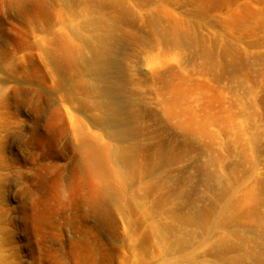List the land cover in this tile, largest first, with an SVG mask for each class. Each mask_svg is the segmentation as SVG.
I'll return each mask as SVG.
<instances>
[{"label":"rangeland","instance_id":"1","mask_svg":"<svg viewBox=\"0 0 264 264\" xmlns=\"http://www.w3.org/2000/svg\"><path fill=\"white\" fill-rule=\"evenodd\" d=\"M39 1L0 0V264L258 262L264 0H124L131 21L117 0ZM97 18L118 43L109 101L45 55L55 38L86 55ZM79 99L119 106L125 126L98 129ZM82 131L106 150L112 197Z\"/></svg>","mask_w":264,"mask_h":264},{"label":"bare ground","instance_id":"2","mask_svg":"<svg viewBox=\"0 0 264 264\" xmlns=\"http://www.w3.org/2000/svg\"><path fill=\"white\" fill-rule=\"evenodd\" d=\"M89 1H90V3L94 2V0H89ZM76 2H74V3L76 4ZM27 3L31 4L33 6H36L38 3H41V1H39V0H9L10 8L12 7L18 13H23L24 6ZM70 3H72V1ZM78 3L81 4V2H78ZM116 4L122 12L121 17L119 16L120 12L118 14V16L120 17L119 19L122 21H127V20L131 21L130 19L132 16H131V13H129L130 11L127 8H125L124 0H117ZM81 5L84 8L85 4H81ZM85 11H86V9H85ZM89 13H91V12L89 11ZM90 16H92V15H90ZM94 19H96V17ZM97 19H98V21L96 20L97 26H98V28H101L100 31L102 32V34L98 35L96 37L94 34L93 38L92 37L90 39L88 38V40L85 39V38H87V36H85V38L82 37L83 39H81L83 44H84L85 49L87 50L86 55L84 54L82 49H76L73 47L71 48L70 46L65 44L62 40H59L56 38L51 40L50 47L47 50L45 55L47 57L46 59H47L48 63H50L49 65L50 66L52 65L56 69V72H58L61 75L60 77L62 79L63 85L64 84H69V85L73 84L74 86L72 88H75V89L76 88L86 89V90L88 88L99 89L101 91V97L102 98L107 97V100L108 99L113 100L121 94V88L119 86H117V84H116L117 83L116 82V80H117L116 75L118 76V74L114 73L115 71L111 72V71H113L111 69L113 68V63L115 62L114 61L115 58L113 57V55H111L112 50L110 52V49L114 46H115L114 49L117 48L116 47L117 41H116V39L112 38L113 37L112 35H110L108 32H106L104 30V27L102 25L99 26L98 22H100V21H99V18H97ZM90 21H91V18H90ZM92 25H93V23H92ZM95 25L96 24H94L93 28H96ZM85 28H87L86 25H85ZM105 29H107V27ZM79 32L80 31H78V32L76 31V33H79ZM103 32L104 33L106 32V33L103 34ZM80 34H82V33H80ZM90 34H91V32H90ZM223 50H224V48H222V52H224ZM225 51H228V49L225 48ZM214 57L216 58V56H214ZM211 59H212V57H211ZM115 65L116 64H114V66ZM116 68H118V67H116ZM117 70H119V69H117ZM110 74H112L113 76ZM109 76H111L114 80V84L112 85L114 87H111L105 80ZM114 76H115V78H114ZM76 102L79 105H81L83 112H86V113L89 112L90 113V114H88V115H90V121L93 122V124L96 127H98V129L103 128V127L104 128L105 127H118V126L122 127V126H125V124H126L124 120H119L116 117V114L118 113V110H119V106H117V105H115V106L111 105L109 102H107L103 99H102L101 103L99 104L98 108H95V107L90 108L89 105L86 103V101L82 100V99H79ZM127 108L130 109V106L129 107L127 106ZM100 109H102V111L107 110V113L106 114H102L103 112L100 113L101 112V111H99ZM112 114H113V116H112ZM79 133H80L79 136L82 140L81 142L84 143L83 145L88 144V145H86V147L88 146L90 149L89 150L90 151L89 157L86 160H87L88 165H93L92 166L93 168L91 170H95L94 169L95 167H99V168L103 169L102 171H100L101 172L100 174L98 173L99 175L102 176V177L101 176L100 177L103 180H105V182H103L100 186V189H99L100 193L105 195L106 197H112L114 194V191H113L112 187L110 186V184L108 183V181H109L108 178L110 175H109L107 167L105 165L104 155L106 153L105 152L106 150L99 144V141L95 137L89 136L83 131L79 132ZM74 134H76V133H74ZM79 136H77V137H79ZM94 172H99V171L97 169V171L95 170ZM103 172H105V174ZM126 213L129 214L127 211H126ZM130 214H131V212H130ZM130 214H129V216H130ZM254 218H255V216H254ZM255 222L256 223L258 222V218H257V221H255ZM253 225H255V224H253ZM263 238H264V234H263ZM263 241H264V239H263ZM247 247H249V246H247ZM263 247H264V244H263ZM245 251H247V250H245ZM260 254L262 255V253H260ZM260 254H259V256H260ZM248 255L249 254H247V257H248ZM245 256H246V254H245ZM259 256H257V257H259ZM251 257H253V256L251 255ZM251 257H248V258H251ZM244 260L245 259H243V261ZM243 261H242V263L244 264L245 261L244 262ZM252 261H253V259H252ZM252 261H251V264H252ZM254 262H256L254 264H264V256L259 257L258 262H257V260ZM239 263H240V261H239Z\"/></svg>","mask_w":264,"mask_h":264}]
</instances>
